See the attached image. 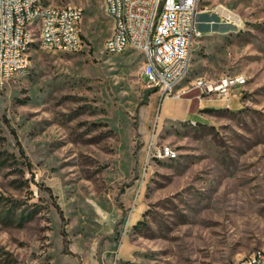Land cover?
Listing matches in <instances>:
<instances>
[{"label":"rangeland","instance_id":"obj_1","mask_svg":"<svg viewBox=\"0 0 264 264\" xmlns=\"http://www.w3.org/2000/svg\"><path fill=\"white\" fill-rule=\"evenodd\" d=\"M44 2L82 7L83 44L36 40L0 87V264H231L263 248L264 0L198 1L190 68L167 95L194 97L182 119L162 117L140 52L103 50V0ZM235 74L246 82L199 112V90L181 91ZM153 133L177 157L144 169Z\"/></svg>","mask_w":264,"mask_h":264},{"label":"built area","instance_id":"obj_2","mask_svg":"<svg viewBox=\"0 0 264 264\" xmlns=\"http://www.w3.org/2000/svg\"><path fill=\"white\" fill-rule=\"evenodd\" d=\"M198 1L103 0L112 20L103 50L109 54L128 49L140 52L143 57L140 76L144 85L156 88L160 98L170 95L186 77L190 65L193 41L198 34ZM82 15L83 9L77 5L51 4L44 0H0V87L26 67L28 50L36 40L46 49H80ZM245 82L243 74L217 79L197 77L189 88L181 91L197 88L199 97L216 95L225 99L232 89ZM153 136L145 147L144 169L153 159L177 157L172 144L157 142ZM231 264H264V247Z\"/></svg>","mask_w":264,"mask_h":264},{"label":"crops","instance_id":"obj_3","mask_svg":"<svg viewBox=\"0 0 264 264\" xmlns=\"http://www.w3.org/2000/svg\"><path fill=\"white\" fill-rule=\"evenodd\" d=\"M224 12V11H223ZM225 13V12H224ZM226 14V13H225ZM228 15V14H226ZM229 17V15H228ZM196 25L198 26V28H196L197 32L199 33V35L201 34V27L199 26V22L197 21ZM190 66L188 67L189 70ZM188 72V71H187ZM179 90V88H178ZM172 97H178L181 99L182 101V107L183 112L180 111H176V105L173 102ZM194 97H185V96H176V95H171V96H167V99L165 100V102L163 103V100H161L160 104H159V109L161 111V115L164 118H176V119H182V118H187L188 115L190 114L189 110H191V106H192V100ZM196 98V97H195ZM204 98H199V102L196 105V111L199 112V109H202L204 107H201L204 105ZM212 101L217 102L216 100H213L211 97L209 98ZM221 101V100H220ZM195 111V110H194ZM159 113V111H158ZM201 113V112H200ZM204 115V114H203ZM193 119V118H192Z\"/></svg>","mask_w":264,"mask_h":264},{"label":"bare ground","instance_id":"obj_4","mask_svg":"<svg viewBox=\"0 0 264 264\" xmlns=\"http://www.w3.org/2000/svg\"><path fill=\"white\" fill-rule=\"evenodd\" d=\"M223 11H224L226 14H228L229 17H230L231 19H233V20H235V21H238V20H239L233 12H231V11H227V10H225V9H223ZM226 14H225V15H226Z\"/></svg>","mask_w":264,"mask_h":264},{"label":"trees","instance_id":"obj_5","mask_svg":"<svg viewBox=\"0 0 264 264\" xmlns=\"http://www.w3.org/2000/svg\"><path fill=\"white\" fill-rule=\"evenodd\" d=\"M156 91V88H152V89H150L149 91H148V94L149 93H153V92H155ZM202 109H205V108H202ZM20 150H21V152H22V154H23V149L20 147Z\"/></svg>","mask_w":264,"mask_h":264}]
</instances>
